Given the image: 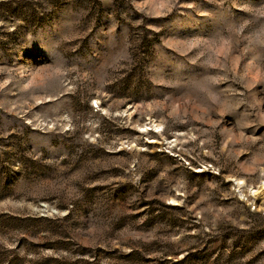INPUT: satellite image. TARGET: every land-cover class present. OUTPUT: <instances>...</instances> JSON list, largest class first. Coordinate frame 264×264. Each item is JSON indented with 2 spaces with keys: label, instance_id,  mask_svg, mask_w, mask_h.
<instances>
[{
  "label": "rangeland",
  "instance_id": "rangeland-1",
  "mask_svg": "<svg viewBox=\"0 0 264 264\" xmlns=\"http://www.w3.org/2000/svg\"><path fill=\"white\" fill-rule=\"evenodd\" d=\"M0 264H264V0H0Z\"/></svg>",
  "mask_w": 264,
  "mask_h": 264
}]
</instances>
